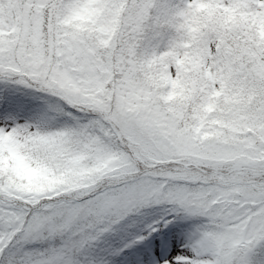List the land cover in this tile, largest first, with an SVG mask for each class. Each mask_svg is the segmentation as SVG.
Listing matches in <instances>:
<instances>
[{
    "label": "snow or ice",
    "instance_id": "6c2138e0",
    "mask_svg": "<svg viewBox=\"0 0 264 264\" xmlns=\"http://www.w3.org/2000/svg\"><path fill=\"white\" fill-rule=\"evenodd\" d=\"M0 264H264V0H0Z\"/></svg>",
    "mask_w": 264,
    "mask_h": 264
}]
</instances>
